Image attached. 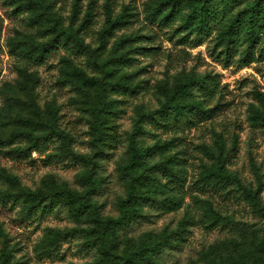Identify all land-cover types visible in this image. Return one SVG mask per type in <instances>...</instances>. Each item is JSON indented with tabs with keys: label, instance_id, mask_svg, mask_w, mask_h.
I'll return each instance as SVG.
<instances>
[{
	"label": "rangeland",
	"instance_id": "1",
	"mask_svg": "<svg viewBox=\"0 0 264 264\" xmlns=\"http://www.w3.org/2000/svg\"><path fill=\"white\" fill-rule=\"evenodd\" d=\"M159 1L46 0L60 26L76 33L98 56L88 67L94 58L67 40L35 57L36 44L50 33L36 22V12L26 0H0V188L11 193L54 192L61 184L83 188L76 180L84 170L80 162L68 158L53 162L47 158L51 145L21 154L17 151L21 140L13 134L47 132L44 120L55 114L60 128L71 138L64 150L92 156L96 149L90 144L88 116L90 94L96 86H80L75 67L105 76L119 66L123 54L126 64L119 75L127 77L133 90H107L115 113L113 129L120 139L116 147L109 148L112 156L105 165L111 197L120 190L117 177L126 161L122 138L131 131L140 111L158 107L165 93L187 77L204 79L209 87L204 96L205 111H195L191 121L182 117L166 126H151V134L145 137L147 144L159 146L158 156L168 157L169 166L179 177L170 180L166 171L160 174L158 187L172 196L175 204L154 222H143L137 229L136 234H141L138 240L155 247L163 240L159 231L165 222L173 220V229L184 219L188 231L176 251L178 264H264V31L255 33L252 46L240 35L225 53L217 35L226 18L212 22L209 33L193 37L187 34L184 21L188 7L182 4L175 18L161 21L153 14ZM106 3L113 14L122 15L121 23L109 31L103 30ZM115 45L119 49H113ZM112 79L117 81L118 74ZM216 155L224 165L221 171L239 172L246 183L259 187V199L239 201L223 188L203 181L201 176L213 169ZM150 175L144 166L139 168L140 187L149 186ZM252 205L259 209V215L252 211ZM210 206L218 214L211 212ZM103 213L113 214L110 203ZM21 214L17 201L0 199V257L6 242L14 264L89 263L91 258L74 240L61 242L51 255L41 247L48 230L74 226L64 212L52 209L42 218L29 219H22ZM227 219L254 225L251 231L234 229L229 233L220 226ZM132 239L130 234L124 236L115 250L117 262L122 263L125 249H134Z\"/></svg>",
	"mask_w": 264,
	"mask_h": 264
},
{
	"label": "trees",
	"instance_id": "2",
	"mask_svg": "<svg viewBox=\"0 0 264 264\" xmlns=\"http://www.w3.org/2000/svg\"><path fill=\"white\" fill-rule=\"evenodd\" d=\"M26 2L28 7L36 12V22L43 25L45 33H50L48 38L36 44L35 57H42L59 41L67 40L77 49L87 50L90 57L94 58L87 64L88 67L95 64L98 56L95 55L94 50L84 44L83 39L76 33L60 26V19L53 13L50 2L46 0H26ZM182 4L189 9L184 21L188 28L187 34L193 37L209 33L212 22H222L227 19L217 35L218 44H223L222 49L225 53L229 52L231 45L241 37L240 35L248 41V46H252L255 33L258 30L264 31V0H160L154 9V17L161 21L173 19ZM227 10L230 13H227ZM104 13L103 30L109 31L121 23V13L113 14L109 3L104 5ZM113 49L117 50L119 46L115 45ZM118 62L119 66L105 73V76H101L97 71L89 74L86 69L75 67L80 86H96L95 92L90 94L92 106L88 116L90 144L96 149L92 156H84L68 148L64 150L66 142L71 141V138L60 128L54 117L55 114L49 121L44 120L49 127L47 132L33 134L23 130L13 134L15 139L21 140L17 147V151L21 154H29L39 146L51 145L52 151L48 153L47 158L53 162L67 158L80 162L84 170L76 180L83 185V188L71 189L61 184L60 190L54 192L21 190L12 193L0 188V199L8 197L12 201H17L21 205L22 219L42 218L52 209H58L74 223L71 228L47 231L46 239L41 245L47 255L55 254L61 242L74 240L79 250L91 258L88 264H167L168 261L169 264H178L179 257L176 253L185 241L184 232L188 231L183 226L184 219L180 220L173 229H170L173 220L165 222L159 231L163 240L155 247L144 244L141 239L138 240L137 236L141 234H136L143 222H154V218L174 207V198L158 187L162 176L160 174L166 171L165 176L170 180L179 177L178 172L169 166V158L158 156L159 146L147 144L145 137L151 134V126H166L170 120L177 121L182 117L191 121L195 111H205L204 96L209 87L205 86L204 79L187 77L179 81L172 91L165 93L158 107L140 111L131 131L125 132L122 138L125 146L122 156L126 161L122 163L120 170L118 169L120 175L117 177V183L120 190L111 197L107 182L109 174L105 173V165L108 157L112 156L109 148L116 147L115 142L120 139L113 129L115 126L112 118L115 113L111 109L112 103L108 99L107 90L117 89L129 93L133 90L127 77L119 75L126 64L123 54ZM109 69L107 68V71ZM116 73L117 81L112 79ZM261 125L264 126V118ZM214 159L216 163L213 169L201 176L204 182L223 188L239 201L259 199L258 186L253 187L246 183L239 172L228 169L221 171L224 165L218 162L219 156L216 155ZM88 162L92 163V167H87ZM143 166L152 175L147 184L149 186L145 188L140 187L142 184L138 177L139 168ZM108 203L113 209L111 215L103 213ZM208 209L214 214L219 212L213 206ZM252 211L259 215V209L255 205H252ZM253 225V222H238L234 219H227L220 224L221 229L225 228L229 233L234 229H238L239 232L251 231ZM128 234L133 237L131 243L135 247L131 251L125 249L126 255L122 263H119L115 260V250ZM2 247L0 264H14L9 256L6 242Z\"/></svg>",
	"mask_w": 264,
	"mask_h": 264
}]
</instances>
